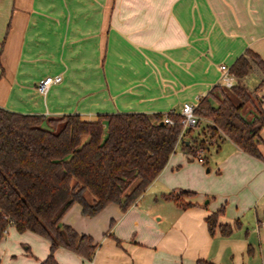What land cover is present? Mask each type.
Wrapping results in <instances>:
<instances>
[{
    "label": "crops",
    "instance_id": "obj_1",
    "mask_svg": "<svg viewBox=\"0 0 264 264\" xmlns=\"http://www.w3.org/2000/svg\"><path fill=\"white\" fill-rule=\"evenodd\" d=\"M247 49L264 60V0H0V107L45 117L75 113L84 120L178 112L220 84V66L229 68ZM56 74L60 82L45 93L36 89L39 80ZM262 80L252 63L233 84L257 94L264 108ZM259 138L263 160L224 138L197 162L177 142L125 210L108 202L87 214L73 201L61 222L98 245L90 259L58 246L55 260L251 264L258 250L257 264H264V127ZM181 189L193 191L184 198L191 203L186 207L166 196ZM80 194L93 200L86 188ZM219 209L216 222L229 223L228 234L207 229L205 217ZM13 229L7 226L5 240ZM21 234L34 242L39 237ZM48 244L42 239L31 264L46 256Z\"/></svg>",
    "mask_w": 264,
    "mask_h": 264
},
{
    "label": "trees",
    "instance_id": "obj_2",
    "mask_svg": "<svg viewBox=\"0 0 264 264\" xmlns=\"http://www.w3.org/2000/svg\"><path fill=\"white\" fill-rule=\"evenodd\" d=\"M252 63L264 82V60L249 49L228 70L241 78ZM194 112L199 120L181 134L180 116L174 111L115 112L84 120L75 113L45 117L0 107V238L10 225L46 238L48 252L38 264H60L53 254L58 246L90 259L98 242L60 220L73 201L79 200L87 214L108 202L125 210L162 170L179 141L196 155L227 138L263 160L257 143L264 108L257 94L237 84H217L197 100ZM165 115L172 124L163 122ZM81 188L92 193L91 202L82 199ZM166 196L181 207L191 204L177 195ZM219 211L205 217L207 229L212 233L218 227L228 234L231 225L216 222Z\"/></svg>",
    "mask_w": 264,
    "mask_h": 264
},
{
    "label": "rangeland",
    "instance_id": "obj_3",
    "mask_svg": "<svg viewBox=\"0 0 264 264\" xmlns=\"http://www.w3.org/2000/svg\"><path fill=\"white\" fill-rule=\"evenodd\" d=\"M208 152L204 153L206 157H208ZM173 195H177L181 201H184L186 194L181 193L180 191L176 192ZM264 216V215H260ZM252 221H254L252 219ZM15 229V228H14ZM14 233H11L8 236V240H5L6 234L3 233L2 237L0 238V264H31L36 257H38V252L42 248L41 236H35L36 240H30L29 236L22 235V231L14 230ZM253 238L256 239L255 233H252ZM253 262V263H252ZM259 262V254L258 250L254 254V258L251 260V264H257ZM83 264L86 261H82ZM69 264H79L73 261H70Z\"/></svg>",
    "mask_w": 264,
    "mask_h": 264
},
{
    "label": "built area",
    "instance_id": "obj_4",
    "mask_svg": "<svg viewBox=\"0 0 264 264\" xmlns=\"http://www.w3.org/2000/svg\"><path fill=\"white\" fill-rule=\"evenodd\" d=\"M221 70L223 71L220 85L224 88H229L233 85L234 76L229 72L228 68L226 66L221 65ZM61 81V76L59 74L53 75V76H45L41 80H39L36 84V89L40 93H45L49 86L55 83H58ZM194 106L195 104L191 103H183L180 110L178 111V114L180 116V124H181V134L188 128L193 127L196 125L199 118L194 112ZM163 122L167 124H172V119L165 115L163 117ZM202 151H199L196 155H194V158L197 162H203L202 157ZM261 223H264V219L261 220Z\"/></svg>",
    "mask_w": 264,
    "mask_h": 264
}]
</instances>
